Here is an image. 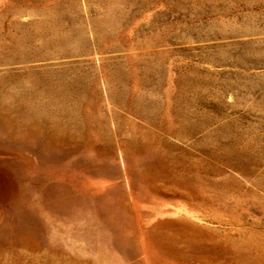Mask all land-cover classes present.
<instances>
[{
	"label": "rangeland",
	"instance_id": "374dc122",
	"mask_svg": "<svg viewBox=\"0 0 264 264\" xmlns=\"http://www.w3.org/2000/svg\"><path fill=\"white\" fill-rule=\"evenodd\" d=\"M0 264H264V0H0Z\"/></svg>",
	"mask_w": 264,
	"mask_h": 264
}]
</instances>
